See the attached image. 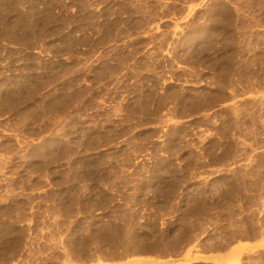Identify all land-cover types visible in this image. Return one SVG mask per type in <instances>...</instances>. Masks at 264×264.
Listing matches in <instances>:
<instances>
[{
	"label": "rangeland",
	"instance_id": "1",
	"mask_svg": "<svg viewBox=\"0 0 264 264\" xmlns=\"http://www.w3.org/2000/svg\"><path fill=\"white\" fill-rule=\"evenodd\" d=\"M263 235L264 0H0V264Z\"/></svg>",
	"mask_w": 264,
	"mask_h": 264
},
{
	"label": "crops",
	"instance_id": "2",
	"mask_svg": "<svg viewBox=\"0 0 264 264\" xmlns=\"http://www.w3.org/2000/svg\"><path fill=\"white\" fill-rule=\"evenodd\" d=\"M264 248V235L256 240L251 242H240L232 245L225 253L220 254L219 256H207V259L202 260L207 263H219V262H228L230 260H236L244 254L253 252L258 249Z\"/></svg>",
	"mask_w": 264,
	"mask_h": 264
},
{
	"label": "bare ground",
	"instance_id": "3",
	"mask_svg": "<svg viewBox=\"0 0 264 264\" xmlns=\"http://www.w3.org/2000/svg\"><path fill=\"white\" fill-rule=\"evenodd\" d=\"M228 264H237V261H235V260H230V261H228Z\"/></svg>",
	"mask_w": 264,
	"mask_h": 264
}]
</instances>
